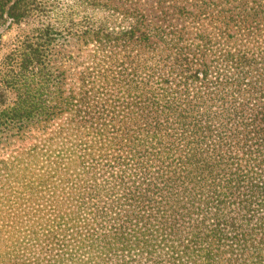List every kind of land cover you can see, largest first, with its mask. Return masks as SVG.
<instances>
[{
    "label": "trees",
    "instance_id": "16d2710c",
    "mask_svg": "<svg viewBox=\"0 0 264 264\" xmlns=\"http://www.w3.org/2000/svg\"><path fill=\"white\" fill-rule=\"evenodd\" d=\"M0 52V147L53 150L0 264H264V0H0Z\"/></svg>",
    "mask_w": 264,
    "mask_h": 264
},
{
    "label": "rangeland",
    "instance_id": "374dc122",
    "mask_svg": "<svg viewBox=\"0 0 264 264\" xmlns=\"http://www.w3.org/2000/svg\"><path fill=\"white\" fill-rule=\"evenodd\" d=\"M73 0H59V8L64 7ZM58 13V11H56ZM38 21H28L20 25H14L10 30L1 33L4 35L3 40L7 44L18 32V28L30 30L36 27ZM10 38V39H8ZM63 40H59L62 43ZM77 46L69 43L62 47L63 52H69L77 55ZM1 56V52H0ZM61 56H59L60 59ZM60 61V60H59ZM85 68H91L90 61H85ZM75 65H73L74 67ZM22 144H17L16 148H1L0 161L10 159L20 155L11 165L4 166L0 164V253L12 252L18 245H30L32 220L26 216L29 210V199H52V187L45 183V178L49 177L50 153L53 150L45 145L43 135L34 136ZM51 151V152H50ZM12 157V158H11ZM19 162V163H18ZM48 215H52L50 208L47 210ZM53 211V210H52ZM51 212V214H50ZM34 219H37L34 218ZM52 218L49 219V221ZM48 221V224H49ZM13 253V252H12ZM27 257L25 254L24 258ZM12 258L8 264H15ZM18 263H21L19 261Z\"/></svg>",
    "mask_w": 264,
    "mask_h": 264
}]
</instances>
